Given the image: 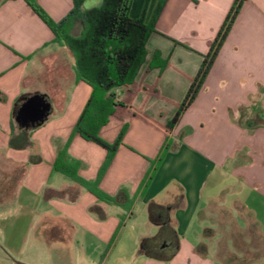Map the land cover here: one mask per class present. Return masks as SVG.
I'll list each match as a JSON object with an SVG mask.
<instances>
[{
	"label": "crops",
	"instance_id": "1",
	"mask_svg": "<svg viewBox=\"0 0 264 264\" xmlns=\"http://www.w3.org/2000/svg\"><path fill=\"white\" fill-rule=\"evenodd\" d=\"M34 1L55 23L72 8V0ZM157 1L148 0L146 22ZM235 1L166 0L134 91H112L151 122L128 124L98 184L108 196L127 194L132 202L123 211L53 172L57 151L67 140V153L80 163L83 180H95L106 158L103 148L73 134L91 88L76 80L71 52L54 42L23 0H0V162L24 169L12 209L16 220H29L17 246L7 245V252L23 257L27 250H42L39 259L45 264H264V127L248 129V121L264 111V0L241 3L197 95L164 131ZM144 4L132 0L129 17L139 18ZM155 52L167 62L161 71L148 69ZM23 94L45 96L51 110L30 133L31 146L13 150L8 147L15 132L11 113ZM122 126L111 118L98 135L112 144ZM35 154L41 162L29 165ZM151 162L155 170L143 189ZM66 189L77 190V196H55ZM151 204L170 209L178 250L169 262L139 250L142 240L159 231L149 222Z\"/></svg>",
	"mask_w": 264,
	"mask_h": 264
},
{
	"label": "trees",
	"instance_id": "2",
	"mask_svg": "<svg viewBox=\"0 0 264 264\" xmlns=\"http://www.w3.org/2000/svg\"><path fill=\"white\" fill-rule=\"evenodd\" d=\"M23 1L47 26L54 36V42L71 52L74 58L73 72L76 80L91 88V95L73 128V134H78L83 140L96 144L107 153L95 180L86 181L78 176V171L81 168L80 163L71 159L67 153L69 145V140H67L57 151L52 170L69 179L78 188L89 192L99 202L128 211L132 201L127 194L120 191L113 197L108 196L99 190L98 184L121 145L128 124L135 119L145 123L151 122L129 104L117 100L112 91L123 87L127 88L129 92L134 91L135 77L147 56V40L155 32V22L166 0L157 1L148 22L145 21L148 0H145L141 16L137 19L129 17L132 0H101L99 6L90 9L83 8L86 0H72L71 10L57 23L50 20L34 0ZM243 1L245 0L234 2L225 24L211 44L196 77L191 81L182 104L178 106L175 116L164 129L165 133H168L170 128L175 125L180 114L197 95ZM166 66L167 62L161 58L158 52L152 54L148 69L161 71ZM30 96L32 95H20L13 104L11 119L15 132L9 138L8 147L10 149L23 150L30 147V133L45 122L28 123L23 126L17 121L21 106ZM41 96L49 103L45 96ZM111 118L120 121L123 126L116 140L112 144H108L99 137L98 133ZM248 125V129L264 127V111L257 112L252 120L248 121ZM167 147L165 144L161 149L156 164L161 162ZM40 162L41 158L35 154L29 158L28 164L34 165ZM153 164L154 162L150 163L149 172L141 186L143 189L155 170L152 167ZM16 172L19 180L24 169H17ZM76 192L75 189H66L58 192L55 196H69L74 199L77 196ZM169 211L170 209L167 207L154 204L148 208L149 222L157 226L159 231L155 237L142 240L139 250L148 258L156 261L169 262L178 250L177 235L169 224Z\"/></svg>",
	"mask_w": 264,
	"mask_h": 264
},
{
	"label": "rangeland",
	"instance_id": "3",
	"mask_svg": "<svg viewBox=\"0 0 264 264\" xmlns=\"http://www.w3.org/2000/svg\"><path fill=\"white\" fill-rule=\"evenodd\" d=\"M85 2L84 9H89L91 6H87ZM95 7V6H92ZM16 168L5 162H0V264H10L11 262L22 264L20 261L24 260L28 263L45 264V259H39L42 250L32 252L31 250L25 251L22 256H16V254H10L5 250L7 245L9 247H16L19 238L24 235L27 223L29 220H16L15 212L13 208V190L17 185L18 177ZM139 216V213H136ZM141 219V215L138 217ZM264 219V218H263ZM143 220V217H142ZM264 221V220H263ZM158 234V231H157ZM156 234V235H157ZM7 238L11 241H8ZM35 242L30 241V246ZM35 246V248L42 247L41 244ZM44 252L46 248H44ZM43 255V254H42ZM51 260V257H49Z\"/></svg>",
	"mask_w": 264,
	"mask_h": 264
},
{
	"label": "water",
	"instance_id": "4",
	"mask_svg": "<svg viewBox=\"0 0 264 264\" xmlns=\"http://www.w3.org/2000/svg\"><path fill=\"white\" fill-rule=\"evenodd\" d=\"M50 110V103L46 102L41 95H32L21 106L17 121L23 126L28 123H42L49 116Z\"/></svg>",
	"mask_w": 264,
	"mask_h": 264
}]
</instances>
